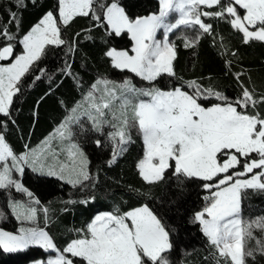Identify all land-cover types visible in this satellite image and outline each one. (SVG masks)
Segmentation results:
<instances>
[{
    "label": "snow or ice",
    "instance_id": "obj_1",
    "mask_svg": "<svg viewBox=\"0 0 264 264\" xmlns=\"http://www.w3.org/2000/svg\"><path fill=\"white\" fill-rule=\"evenodd\" d=\"M15 2L17 7L24 5V0ZM160 3L162 8L159 15L130 20L118 0L111 3L95 0V7L94 0H58L59 20L67 25L75 17L88 16L91 12L93 18L100 21L101 15L97 14V10H100L103 19L116 35L126 31L135 41L132 49L134 55H129L126 51L107 52L113 59L114 66L128 69L150 84L164 74L175 76L173 61L176 51L175 45L169 42V33L181 26L195 25L204 33L211 32L212 26L204 23L202 16L231 17L229 23L243 33L246 41H264V0H226L224 4H221V0H160ZM201 5L219 8L215 12H208L203 11ZM237 5L246 10L243 17L238 14ZM170 12L179 13L175 23L166 22ZM12 22L19 27L16 12L10 13L9 23ZM249 26L255 30H249ZM160 29L164 30L162 40L156 37ZM0 36L7 41L16 39L7 27L0 29ZM20 43L24 54L15 57L11 43L0 48V61H14L0 66V117L9 119L12 115L10 109L13 98L21 91L17 86L21 78L41 58L46 45L65 44L53 12H47L23 36ZM195 43L196 40L186 39L185 46ZM35 79L39 80L40 76L36 75ZM187 86L194 89L191 94L179 87L166 91L155 86L137 88L130 80L119 85L99 80L87 94L89 106L95 115L91 112L86 114L98 129L104 123L119 120V126L112 124L118 130L111 133L110 138L115 140L119 137L121 146L132 142L130 129L137 128L146 146L145 157L137 167L146 183L153 184L163 180L170 161H174L173 175L214 181L204 184L209 191H216L212 192L211 197H205L210 203L196 214L195 220L202 225L203 234L215 248L213 259L216 264H220L221 260L225 264H245V256H252L251 250L245 251V237H254L252 223L245 224L242 221L241 191L253 189L264 192V116L259 111L250 110H255L257 105L264 103V95L257 97L254 92L242 86L241 96L236 100H229L211 88L203 89L196 81L187 82ZM139 97L148 99L142 100ZM210 97L221 103L205 107L198 102L201 98ZM116 100L121 101L118 106L121 116H117L112 109ZM129 108L131 116L128 115ZM238 108L241 110L238 111ZM72 111L75 113L77 109ZM72 119L75 117H69L56 130V136L60 140L70 139L68 125ZM6 126L7 122L0 120V127ZM123 151L126 149L121 147L120 152ZM253 153L258 158H250ZM68 154L73 159L77 155L83 156L76 144L69 145ZM218 154H223L226 159L221 162ZM115 157L114 152L112 162ZM241 158H244L243 162ZM25 165L42 175L64 179L74 187L90 179L83 167L77 171L71 165L61 163L56 170L47 163L44 152L37 153L33 150L31 153L17 155L4 135L0 134V188L11 185L16 191L25 192L31 197L32 193L12 178L13 170L22 175ZM238 166L242 170L229 174L230 169ZM66 169L67 176L64 174ZM254 169L260 171L254 172ZM249 173H252L250 178H239L248 177ZM35 203L38 204L39 201ZM17 208L23 209V205L14 204L13 209ZM47 211L44 209L45 213ZM118 213L119 209H116L114 212L96 215L87 225L86 232L81 230L82 235L62 249L41 228L22 227L16 234L0 230V250L11 253L38 246L53 254L38 264H76L74 258H80L86 264H169L168 258L163 255L172 248L169 232L153 211L145 205L122 215ZM17 217L34 221L36 209L29 207L17 212ZM257 227L264 228V225L258 224ZM257 244H260V240H257ZM260 251L264 253V246Z\"/></svg>",
    "mask_w": 264,
    "mask_h": 264
},
{
    "label": "trees",
    "instance_id": "obj_2",
    "mask_svg": "<svg viewBox=\"0 0 264 264\" xmlns=\"http://www.w3.org/2000/svg\"><path fill=\"white\" fill-rule=\"evenodd\" d=\"M111 2L106 0V3ZM118 2L130 20L157 13L160 9L158 0ZM225 2L221 0V4ZM200 7L208 12H215L219 8ZM236 7L241 15L242 9ZM49 11L58 15V0H24L21 7H17L15 0H0V29L7 27L16 37L13 41H7L0 36V48L11 43L14 56L21 52L20 40ZM11 12L17 13L19 27L15 22L9 23ZM99 15L100 21L95 20L92 13L77 16L67 25L59 20L61 38L65 44L48 46L43 57L22 78L19 84L21 91L14 97L10 109L11 119L0 117V120L7 122L6 128L0 127V134L4 135L17 155L49 136L99 80L117 85L130 80L137 88L155 86L166 91L179 87L189 94L194 89L189 88L187 82L196 81L203 89L211 88L229 100L241 96L242 86L257 97L264 95V41H246L243 33L229 23L231 17L202 16L203 22L212 26L210 33H204L198 25L180 27L174 31L170 38L176 51L173 61L175 76L164 74L150 84L129 71H121L113 66L107 52L113 48L130 49L132 39L127 32L116 35L103 19L101 11ZM187 37L193 38L196 43L186 47ZM8 62L0 61L2 64ZM36 75L40 76L39 80L35 79ZM120 102L114 101L113 106ZM198 102L205 107L221 103L214 97L201 98ZM116 110L120 111L118 108ZM250 111H259L264 116V103ZM119 123V120H113L104 124L112 127V124L119 126ZM92 124L83 126L77 122L73 128L75 138L89 160V180L74 187L59 178L33 171L26 165L21 175L25 188L42 204L38 209L37 221L43 228L46 226L56 245L62 249L79 238L81 230L86 232L87 225L99 213L119 209L118 214L122 215L147 205L169 232L172 248L163 254L169 264H216L213 259L215 248L195 220L196 214L206 203L204 184L207 181L173 175L174 167L171 166L165 171L163 180L148 184L137 167L144 154L142 136L131 131L132 142L125 148L126 151L116 154L112 162L118 142L107 138L106 131ZM9 194L7 189L0 188V229L16 231L18 222L9 212V199L17 200L21 193L13 190L12 195ZM44 209L48 210L47 213ZM259 216H264V192H244L242 220L251 221ZM249 244L254 253L246 258V264H264V253L255 251L254 242ZM44 255L45 251L37 247L11 253L0 250V264H27L42 259ZM75 261L86 264L79 258ZM220 264L225 262L221 260Z\"/></svg>",
    "mask_w": 264,
    "mask_h": 264
},
{
    "label": "rangeland",
    "instance_id": "obj_3",
    "mask_svg": "<svg viewBox=\"0 0 264 264\" xmlns=\"http://www.w3.org/2000/svg\"><path fill=\"white\" fill-rule=\"evenodd\" d=\"M159 1V5H160V9H159V11L157 12V13H150V14H148V15H144V16H140V17H138V18H146V17H150V16H153V15H159V13H160V11H161V8H162V5H161V3H160V0H158ZM112 2H114V0H112ZM120 5V4H119ZM96 5H95V0H94V4H93V7H95ZM201 6H203V5H201ZM238 6V5H237ZM122 7V6H121ZM239 7V6H238ZM123 8V7H122ZM99 12H100V10L98 11L97 10V14H99ZM125 12V11H124ZM91 13V12H90ZM89 13V14H90ZM54 14V13H53ZM246 14V10H244V9H242V11H241V17H243L244 15ZM58 15H59V10H58ZM58 15H55L54 14V16H56L57 17V23L59 22V18H58ZM125 15H126V12H125ZM129 18V17H128ZM138 18H136V19H138ZM179 18V13H176V12H170L169 13V15H168V17H167V19H166V22H168V23H175V21L177 20ZM135 20V19H134ZM58 26H59V24H58ZM110 27V26H109ZM181 27H186V26H181ZM179 29V28H178ZM110 30H111V28H110ZM177 30V29H176ZM176 30H174V31H176ZM249 30H255V29H252L250 26H249ZM112 31V30H111ZM173 31V32H174ZM124 32H126V31H124ZM172 32V33H173ZM115 33V32H114ZM121 33H123V32H121ZM120 33V34H121ZM128 33V32H127ZM172 33H169L168 34V39H169V42L170 43H172V41H171V34ZM128 35L130 36V38H131V34L130 33H128ZM156 37H157V39H163V37H164V30L163 29H160L158 32H157V34H156ZM22 40V39H21ZM187 40H193V38H189V37H187ZM21 46H22V50H21V52H19L18 54H16L15 56H18V55H22V54H24V49H23V45L21 44ZM48 46H50V45H46L45 46V49H44V52H43V54L41 55V58L43 57V55H44V53H45V51H46V48L48 47ZM135 47V41H133L132 40V47H130V49H127V50H125V49H116V48H113V49H111V50H115V51H117V52H120V51H126V52H128V54L129 55H134V52L132 51V49ZM14 48V47H13ZM110 50V51H111ZM14 56V51H13V57H15ZM40 58V59H41ZM39 59V60H40ZM39 60H37L36 62H34V64L30 67V69H29V71L34 67V65L39 61ZM113 60V59H112ZM12 62H14L13 60H10V62H8V63H6V64H2V63H0V66H6V65H8V64H10V63H12ZM113 63V66H114V61L112 62ZM115 67V66H114ZM116 68V67H115ZM117 69H119V68H117ZM119 70H121V71H129L128 69H119ZM130 72V71H129ZM132 73V72H131ZM27 74V73H26ZM25 74V75H26ZM134 74V73H133ZM23 78V77H22ZM22 78H21V80H22ZM18 87H19V85H17ZM97 95H99V93H96ZM117 94H119V91H118V93ZM13 100H14V98H13ZM143 100V99H142ZM89 101H88V99H87V96L84 98V100L83 101H81L78 105H76L75 106V109H77V111L75 112V113H73V111H71V113L69 114V116L65 119V120H63L58 126H57V128L54 130V132H53V135L49 138V140H46L45 142H43L39 147H37V148H35L34 150L37 152V153H40V152H44L45 153V155L47 156V163L50 165V166H52V167H54L56 170H58L59 169V165L61 164V163H63V164H68V165H71L73 168H75L77 171L81 168V167H83L88 173H89V160H88V157H87V155H86V153H85V151L83 150V148L79 145V143H78V141H77V139L75 138V134H74V125L75 124H77V122H79V124H81V125H83V126H88L89 125V123L90 124H92L93 125V127H95V125H94V122H93V120L92 119H90L89 118V115L88 114H86L87 112H91L93 115H95V113H94V111L90 108V106H89V103H88ZM121 103V102H120ZM119 103V104H120ZM118 104V105H119ZM118 105H116V107L118 106ZM213 106V105H212ZM112 107L113 108H115V109H113L114 111H116V114H117V116H121V112L120 111H118V110H116L117 108L119 109V107H115V106H113L112 105ZM209 107H211V106H209ZM109 110H105V112H108ZM128 115L129 116H131V108H129L128 109ZM75 117V119H72V120H70L69 121V125H68V127H69V129H70V132H71V137H70V139H64V140H60L57 136H56V130L59 128V126L62 124V123H64L66 120H68L69 119V117ZM110 118V117H109ZM106 124H102V126H101V129L102 130H104V131H106L107 132V138L108 137H110L109 136V134H111V133H113V132H115V131H117L118 129L116 128H114L115 130H113V128L112 127H110L109 126V124H107V126H105ZM83 129V128H82ZM112 131V132H111ZM133 132V131H136V132H138V130H137V128L136 127H132L131 129H130V132ZM111 140H113V141H115V142H118V143H116V145H115V150H116V154L118 155V154H120L121 152H120V148L121 147H123V148H126L127 147V145L129 144H126V145H119V137H116V139L114 140V139H112L111 138ZM47 142V143H46ZM69 142V143H68ZM55 143H60L61 144V147L60 148H58V147H55L54 145H55ZM70 144H76L77 146H78V148H79V150H80V152H82L83 153V156L81 157V156H79V155H77L76 157H75V159H73V158H71V157H69V154H68V148H69V145ZM33 151V150H32ZM32 151H29L28 153H31ZM145 153H146V146L144 145V154H143V157H142V159L141 160H143L144 159V157H145ZM250 158H258V157H256V154L255 153H253L252 154V157H250ZM249 158V159H250ZM218 159L219 160H221V162L224 160V159H226V157H224L223 156V154H218ZM242 159V162H243V159L244 158H241ZM82 161L84 162L83 164H82ZM140 162V161H139ZM170 163V167L171 166H173L174 167V161H170L169 162ZM26 166H28V165H26ZM28 167H30V166H28ZM169 167V168H170ZM239 170H242V168L240 167V166H238L237 168H235V169H230L229 170V174H232L233 172H236V171H239ZM258 171H260L259 169H254V172H258ZM66 176H67V174H68V171H67V169L65 170V173H64ZM224 174H221V176H223ZM251 175H252V173H249L248 174V177H239L240 179H245V178H250L251 177ZM52 177H56V178H58L57 176H52ZM12 178L13 179H15V180H17V181H19L22 185H23V183H22V178H21V174L20 173H18V172H16L15 170H13V172H12ZM220 177H217V179H219ZM60 179V178H59ZM199 179V178H198ZM62 181H64V182H66V180H64V179H61ZM204 181V180H203ZM214 183V181H207L206 183ZM72 185V184H71ZM23 187L25 188V186L23 185ZM5 189H7V191L8 192H10V194L12 195V191L14 190V191H16V189L13 187V186H11V185H9L8 187H5ZM248 190H253V189H246V190H242L241 191V205H242V198H243V193L244 192H246V191H248ZM29 191V190H28ZM214 191H216V189H212V191H209L208 189H206V197H211V195H212V192H214ZM18 192H20L21 193V196L19 197V199H17V200H12V199H9V201H10V214L14 217V219H15V221H17L18 223H17V225H16V231H7V230H4V229H0V230H3V231H6V232H9V233H14V234H16V233H18L19 232V229L20 228H31V227H37V228H41V229H43V230H45V231H47L46 230V226L43 228V226H41L40 224H39V222L37 221L38 220V209L40 208V207H42V204H41V202L38 200V198H36L34 195H33V193H32V196L31 197H29L25 192H22V191H18ZM9 194V195H10ZM9 197H11L12 198V196H9ZM35 201H39V203L37 204V203H35ZM210 203V200H206V203H205V206H204V208L208 205ZM14 204H19V205H23V209H20V208H17V209H13V205ZM143 206H145V205H143ZM29 207H31V208H35L36 209V217H35V220L34 221H30V220H24V219H21V218H18L17 217V212H20V211H23V210H25V209H27V208H29ZM142 207V206H141ZM139 208V207H138ZM203 208V209H204ZM203 209L201 210V211H203ZM134 210V209H133ZM132 211V210H131ZM201 211H199V212H201ZM103 213H106V212H102V213H99V214H103ZM207 218V217H206ZM258 218H264V216H259V217H257V218H254L253 220H251V221H244V220H242L245 224H247L248 222H251L252 223V228H251V231H252V236L254 237V238H252V239H249L247 236L245 237V251L247 252V251H249V250H251L252 251V253H254V251L250 248V244L249 243H251V242H254V248H255V251L256 252H261L260 251V249H261V247L262 246H264L263 245V243H264V228H261V227H257V225L258 224H261V225H264V219H258ZM198 222V221H197ZM20 223V224H19ZM201 226V229H202V225H200ZM50 235V234H49ZM51 236V235H50ZM52 237V236H51ZM253 240V241H252ZM257 240H260V244H257ZM31 247H37V248H40V247H38V246H31ZM30 248V247H29ZM28 249V248H27ZM257 249V250H256ZM26 250V249H25ZM43 250V249H42ZM22 251H24V250H22ZM43 251H45V250H43ZM19 252V251H18ZM45 254L46 255H44V257L42 258V259H37V260H34V261H31V262H29V263H27V264H38V262H40V261H44V260H46V259H48L50 256H52L53 254L52 253H50V252H46L45 251ZM248 256H245V264H246V258H247ZM76 258H74V260H75ZM80 259V258H79ZM76 262V261H75ZM86 263V262H85ZM77 264V263H76Z\"/></svg>",
    "mask_w": 264,
    "mask_h": 264
},
{
    "label": "crops",
    "instance_id": "obj_4",
    "mask_svg": "<svg viewBox=\"0 0 264 264\" xmlns=\"http://www.w3.org/2000/svg\"><path fill=\"white\" fill-rule=\"evenodd\" d=\"M106 21V20H105ZM110 28V27H109ZM80 102H77L76 103V105H78ZM75 105V106H76ZM75 108V107H74ZM54 132V131H53ZM53 132L49 135V136H47L42 142H40L38 145H36V146H34L33 148H29V149H27L26 150V152H24L23 154H26V153H28L29 151H32V150H34L35 148H37V147H39L43 142H45L46 140H49V138L53 135ZM55 147H58V148H60L61 147V144L60 143H55V145H54ZM23 154H21V155H23ZM46 176H48V175H46ZM52 177V176H51ZM98 215V214H97Z\"/></svg>",
    "mask_w": 264,
    "mask_h": 264
}]
</instances>
